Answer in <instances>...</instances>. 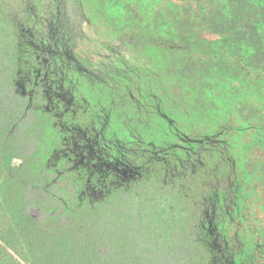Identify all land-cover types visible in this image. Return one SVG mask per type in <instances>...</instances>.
Masks as SVG:
<instances>
[{"label": "trees", "instance_id": "trees-1", "mask_svg": "<svg viewBox=\"0 0 264 264\" xmlns=\"http://www.w3.org/2000/svg\"><path fill=\"white\" fill-rule=\"evenodd\" d=\"M80 1L97 76L0 0V264H264V0Z\"/></svg>", "mask_w": 264, "mask_h": 264}, {"label": "flooded vegetation", "instance_id": "flooded-vegetation-1", "mask_svg": "<svg viewBox=\"0 0 264 264\" xmlns=\"http://www.w3.org/2000/svg\"><path fill=\"white\" fill-rule=\"evenodd\" d=\"M64 4L63 17L65 20V25L67 26V39L66 42L63 40L61 46V51L57 54L62 57V64L68 69V71H78L87 73L90 76H97L95 72V64L99 60L106 58L109 59V54L102 53L99 50H103L100 47L94 48L95 42L93 39L87 35L86 28L92 27L90 21L86 19L85 16V6L80 0H62ZM37 6L35 4L31 5L28 12L30 14L37 13ZM66 39V40H67ZM102 43V41H100ZM57 45V42H56ZM88 59L91 62L89 66L83 59ZM112 62V60L110 61ZM21 75V88L25 90L26 87L30 85L29 76L25 70H20ZM25 76V82L22 80V76ZM220 255L217 251L216 256ZM221 257L224 258V255ZM221 264H238L237 260L232 258L226 259L221 262Z\"/></svg>", "mask_w": 264, "mask_h": 264}, {"label": "rangeland", "instance_id": "rangeland-1", "mask_svg": "<svg viewBox=\"0 0 264 264\" xmlns=\"http://www.w3.org/2000/svg\"><path fill=\"white\" fill-rule=\"evenodd\" d=\"M93 1L95 2V5H93L94 4ZM129 5H131V4L129 3ZM86 7H87L88 11L90 9L91 10L93 9V11H96L97 16H102V14H103L102 17L104 19H107L104 21H106L108 23H111L110 21H113V20L124 19V17L122 18L123 14L125 16H127L126 12H125L126 6L124 7L123 0H89V2H87ZM86 33L92 39L97 37V32L92 27L86 28ZM202 37L207 39V40H210V41L215 40L217 38L216 36L209 34V33H202ZM83 59L89 66H91L92 61L85 59L84 57H83ZM22 80H23V82H25V80H26L24 75L22 76Z\"/></svg>", "mask_w": 264, "mask_h": 264}, {"label": "water", "instance_id": "water-1", "mask_svg": "<svg viewBox=\"0 0 264 264\" xmlns=\"http://www.w3.org/2000/svg\"><path fill=\"white\" fill-rule=\"evenodd\" d=\"M165 118H167L169 120V118L167 116H165Z\"/></svg>", "mask_w": 264, "mask_h": 264}]
</instances>
